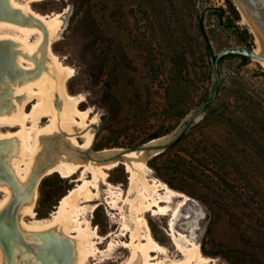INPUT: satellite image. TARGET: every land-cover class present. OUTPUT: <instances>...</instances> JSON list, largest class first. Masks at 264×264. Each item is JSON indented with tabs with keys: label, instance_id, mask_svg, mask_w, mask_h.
Listing matches in <instances>:
<instances>
[{
	"label": "rangeland",
	"instance_id": "1",
	"mask_svg": "<svg viewBox=\"0 0 264 264\" xmlns=\"http://www.w3.org/2000/svg\"><path fill=\"white\" fill-rule=\"evenodd\" d=\"M27 1L17 0L22 5ZM195 1V10H184L175 22L152 9L165 5L166 0H92L88 14L85 0H43L30 4L37 13H60L63 17L60 33L51 47L62 64L73 69V76L66 82L67 90L83 99L80 109L90 111L91 120L97 116L93 151L139 148L151 141L147 139L153 133L177 129L188 113L199 111L214 98L227 105L235 122L248 117L243 108L253 114L258 109L264 113V67L252 58L242 64L238 57L216 66L197 31L203 14V25L215 55L227 47L257 48L256 36L242 22L235 1ZM219 9L226 10L221 21ZM20 13L27 16L21 9ZM92 20L104 37L98 43L92 33ZM231 21L236 28L227 26ZM1 33L12 35L6 41L14 52V38L20 33L0 29ZM240 35L247 38L246 43L240 41ZM38 39L39 35H35L31 41ZM178 50L183 53L179 52L172 62V53ZM108 84H112L111 91ZM195 125L189 127L187 138L172 150L171 160L161 157L152 161L151 157L145 167L151 182L160 180L176 191L170 203L172 209L183 203L173 224L172 212L146 214L153 238L166 249L155 261L169 264L184 259L177 243L184 248L198 245L203 256L210 259L208 264H230L221 256L227 249L244 250L264 260V138L258 140L262 148L259 150L255 142L240 137L236 124ZM207 153L229 159L227 165L232 168L241 166L248 177L246 199L237 200L222 192L216 183L211 184L212 188L206 186L215 166L202 168L204 162L199 167L187 166L184 161L191 155L202 158ZM125 170L121 164L107 171V181L99 182V198L82 203L86 208L83 216L90 219L99 235V251L87 264L127 262L131 249L124 244L131 241L132 231H144L136 210L125 203L131 185L130 174ZM78 178L79 174L63 178L59 173L44 177L38 187L35 216L26 221H51L61 198L77 186ZM4 197L2 193L0 201ZM135 197L136 193L131 198ZM208 205L219 211L211 224ZM43 232L42 243L35 245L37 251L45 247L46 241L63 240L54 227ZM35 234L31 236L38 242ZM13 254L10 252L7 264H19ZM56 255L51 257L53 264H59ZM33 256L42 264H50L45 257L32 252Z\"/></svg>",
	"mask_w": 264,
	"mask_h": 264
},
{
	"label": "bare ground",
	"instance_id": "2",
	"mask_svg": "<svg viewBox=\"0 0 264 264\" xmlns=\"http://www.w3.org/2000/svg\"><path fill=\"white\" fill-rule=\"evenodd\" d=\"M36 1L43 0H28L23 5L17 0H0V29L20 33L14 38V52L6 41L12 35L0 34V129L7 130L0 132V195L5 194L0 201V216L3 225L11 220L17 232L7 235L8 250L0 241V264H7L10 252L16 254L19 264H42L32 257V252L47 258L50 264L54 263L51 257L56 254L59 264H87L99 251L96 239L99 235L90 219L83 216L86 208L82 203L99 198V182H106L107 171L121 164L131 180L125 203L136 210L137 219L144 227V231H132L131 241L124 244L131 249V255L123 264H160L155 260L166 249L153 238L146 214L172 212L173 224L183 203L172 209L170 203L176 191L160 180L152 183L147 178L145 167L156 154L154 151L143 146L130 150H92L97 116L91 120L90 111L80 109L83 99L69 93L66 82L73 76V69L63 65L51 47L60 33L63 17L60 13L35 12L30 4ZM242 18L253 33L243 14ZM35 35L39 39L32 42ZM256 40L258 47L254 51L264 56V48ZM253 59L264 67V60ZM26 63L30 66L26 67ZM60 134H63L61 138ZM165 139L166 136L160 137L147 145H158ZM55 173L63 178L79 174V183L61 198L51 221L29 224L26 220L35 216L41 180ZM135 193L136 197L131 198ZM52 227L67 242L49 240L37 251L35 245L42 243V232ZM124 227L129 229L126 221ZM34 232L38 234V242L31 236ZM177 247L185 258L169 264H208L210 260L196 244L184 248L177 243Z\"/></svg>",
	"mask_w": 264,
	"mask_h": 264
},
{
	"label": "trees",
	"instance_id": "3",
	"mask_svg": "<svg viewBox=\"0 0 264 264\" xmlns=\"http://www.w3.org/2000/svg\"><path fill=\"white\" fill-rule=\"evenodd\" d=\"M196 1L195 0H166L165 5L163 6H155L152 7V9L159 14L167 15L170 17L172 21L175 22L179 18V14L184 13V10L189 11L190 9L195 10L194 7H196ZM92 0H85V13L88 14L91 12V6ZM236 6V5H235ZM205 11V10H204ZM226 16V10L225 9H219V20H223V18ZM238 16V15H237ZM231 24H227V26H233L236 28V25L234 24V21H231ZM91 27H92V33L94 32L96 34L95 40L98 43L99 40H103V36L101 35V30L98 27L97 23H95L94 20L91 21ZM197 31L199 33V36L203 38V42L205 45L206 53L209 57L213 58L215 60L216 55L213 52V49L210 45V41L208 38L207 31L205 29V26L203 25V14L199 17L198 23H197ZM102 38V39H101ZM240 41L246 43L247 38H243L241 35L239 36ZM183 53L181 51H174L172 53V62H174V59L179 56L178 53ZM188 52V51H187ZM238 57L241 59L242 64H246L249 60L248 57L241 56V55H227L220 59L219 63L223 62L224 60L228 58H235ZM185 58V57H184ZM112 84H108V90L111 91ZM207 105L205 107V115L203 119L197 123L194 127L203 126L208 127L211 125H225L229 127H233L234 124L238 125L240 128V137L241 138H248L251 140V142H255L256 148L261 150V143L258 142L259 138H264V113L261 110H255L254 114L253 111H246V109H242L243 112L246 114V119H239L240 123L237 121L235 122L233 120V115L230 112L229 108L225 103L219 104L217 103L216 98L206 101ZM205 102V103H206ZM245 110V111H244ZM252 113V114H251ZM251 123V124H250ZM170 130L166 131H157L156 133H153L148 137L147 141L154 140L157 138H160L168 133ZM190 131L183 132L179 138H177L174 142H172L166 151H164L161 154H158L152 158V161H156L159 158L165 157L166 159H172V150L179 145L183 140L187 138V135ZM261 148V149H260ZM262 161L264 162V156H262ZM187 166H196L199 167V164L202 163V168H206V166H215L216 169H213L214 173L209 176V181H206V186L209 188H212L211 184H215L220 186L222 189V192L233 195L234 198L237 200L243 201L246 199V196L248 194L247 192V181L248 177L246 173L243 172L241 166L235 165V167H231V165H227L229 159H226L222 157L221 155H209L208 153L205 155H202V158L195 157L194 155H191L190 158L184 159ZM197 162V163H196ZM152 166L156 168V165ZM45 179H43L44 182ZM42 182V183H43ZM208 211L210 213V224L216 219L218 212L215 207L208 205ZM218 255V254H216ZM222 257H224L230 264H264V260H262L257 255L246 252L244 250L239 249H227L221 254Z\"/></svg>",
	"mask_w": 264,
	"mask_h": 264
},
{
	"label": "water",
	"instance_id": "4",
	"mask_svg": "<svg viewBox=\"0 0 264 264\" xmlns=\"http://www.w3.org/2000/svg\"><path fill=\"white\" fill-rule=\"evenodd\" d=\"M239 9L241 10L244 18L246 19L248 25L250 26L251 30L255 34L256 38L260 42V44L264 48V0H235ZM241 55L248 58H257L264 60L263 55H259L254 51V49H249L246 47L238 46V47H227L222 49L218 54H216L215 63L216 66L219 65V61L221 58L227 55ZM207 105V102L204 103L202 108L199 111L196 112H190L188 113L184 120L182 121L181 125L175 129L174 131L164 135L166 136V139L163 143H160L158 145H147V143L142 145L146 148L148 151H154L156 155L163 153L166 151L168 146L174 142L179 136L186 132L190 126L195 125L196 123H199L204 115H205V107ZM162 136V137H164ZM153 156V157H154ZM2 218L0 216V241L4 244V247L6 250L9 249L7 235L9 234H16L14 223L11 222H5V224H2Z\"/></svg>",
	"mask_w": 264,
	"mask_h": 264
}]
</instances>
